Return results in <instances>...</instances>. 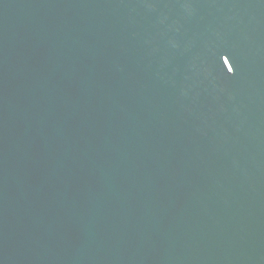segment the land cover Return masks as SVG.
Returning <instances> with one entry per match:
<instances>
[{
	"label": "water",
	"instance_id": "1",
	"mask_svg": "<svg viewBox=\"0 0 264 264\" xmlns=\"http://www.w3.org/2000/svg\"><path fill=\"white\" fill-rule=\"evenodd\" d=\"M0 264H264V0H0Z\"/></svg>",
	"mask_w": 264,
	"mask_h": 264
}]
</instances>
